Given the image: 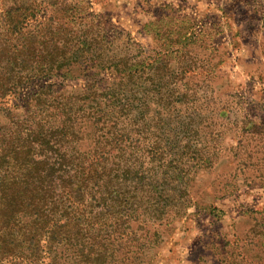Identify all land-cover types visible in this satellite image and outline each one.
I'll return each instance as SVG.
<instances>
[{"label": "trees", "instance_id": "16d2710c", "mask_svg": "<svg viewBox=\"0 0 264 264\" xmlns=\"http://www.w3.org/2000/svg\"><path fill=\"white\" fill-rule=\"evenodd\" d=\"M22 8L18 3L5 11L9 32L0 40V261L139 264L168 221L190 206L186 190L198 173L177 164L193 159L210 167L221 157L219 150L167 152V141L177 147L181 139L174 129L166 138L163 118L197 101L198 92L169 87L167 58L103 60L98 39L81 40L78 29L55 15L58 9L45 8L34 19L36 6L19 13ZM111 66L110 81L88 82L79 93L43 84L22 102L7 104L38 78L89 79ZM187 73L180 78L188 83L194 77ZM148 83L154 88L142 87ZM152 131L155 139L148 141ZM149 226H155L151 233ZM138 229L145 236L137 247L130 239ZM242 248L222 253L227 261L244 259Z\"/></svg>", "mask_w": 264, "mask_h": 264}, {"label": "rangeland", "instance_id": "374dc122", "mask_svg": "<svg viewBox=\"0 0 264 264\" xmlns=\"http://www.w3.org/2000/svg\"><path fill=\"white\" fill-rule=\"evenodd\" d=\"M18 3L23 7L19 13L36 6L34 19L45 8L58 9L55 15L78 29L81 40L98 39L103 60L135 64L167 58L173 81L169 87L198 92L197 101L177 105L180 110L163 118L166 138L173 137L169 130L174 129L181 139L177 147L167 141V152L199 156L219 150L221 157L210 167L193 159L177 164L198 173L186 190L190 206L185 215L168 221L169 229L157 245L145 248L139 264H264V0H0L2 41L9 32L5 11ZM60 8L70 16L64 18ZM113 69L89 79L38 78L7 104L22 102L43 84L79 93L88 82L110 81ZM185 71L194 77L188 83L180 78ZM200 79L193 85L192 80ZM148 135V141L155 139L153 131ZM134 137L138 140L139 133ZM149 227L153 232L155 226ZM143 233L138 229L130 242L138 247ZM236 245L243 246L244 259L227 261L223 249L233 251ZM58 261L77 264L71 258Z\"/></svg>", "mask_w": 264, "mask_h": 264}]
</instances>
